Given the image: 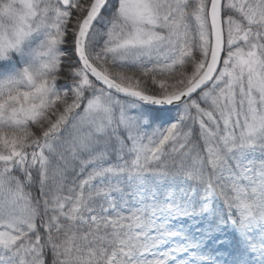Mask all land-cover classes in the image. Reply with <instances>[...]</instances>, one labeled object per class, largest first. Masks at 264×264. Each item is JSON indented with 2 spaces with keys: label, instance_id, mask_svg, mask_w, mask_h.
Returning a JSON list of instances; mask_svg holds the SVG:
<instances>
[{
  "label": "snow or ice",
  "instance_id": "6c2138e0",
  "mask_svg": "<svg viewBox=\"0 0 264 264\" xmlns=\"http://www.w3.org/2000/svg\"><path fill=\"white\" fill-rule=\"evenodd\" d=\"M0 264H264V0H0Z\"/></svg>",
  "mask_w": 264,
  "mask_h": 264
}]
</instances>
